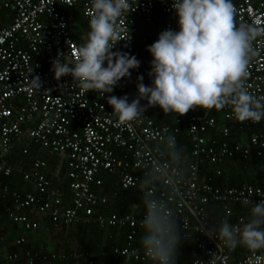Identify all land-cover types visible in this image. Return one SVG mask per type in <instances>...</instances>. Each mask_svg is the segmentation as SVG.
<instances>
[{
	"label": "built area",
	"instance_id": "2783aa9c",
	"mask_svg": "<svg viewBox=\"0 0 264 264\" xmlns=\"http://www.w3.org/2000/svg\"><path fill=\"white\" fill-rule=\"evenodd\" d=\"M172 2L128 0L129 13L119 19L123 31L113 51L135 56L134 42L140 24L157 25L158 30L150 34L155 41L166 29L178 31ZM58 5L67 9L78 6L87 20L92 13L90 0H0V157L16 147L21 155H26L23 143L28 142L38 146L46 155L62 159L69 204L64 206L63 193L50 187L43 172L45 161L35 158L30 172L20 175L23 184L19 189H10L0 182L1 196L8 195L11 200V208L5 211L6 219L23 231H34L39 228V220L43 217H47L55 228L88 223L94 218L99 228L130 229L125 236L130 243L135 229L141 227L143 213L139 217L130 213H97V208L103 207L106 199L96 196L94 188L100 186L103 174H115L117 187L122 191L135 188L145 179L149 182L144 193L154 195L173 208L184 236L189 239V258L185 264L207 261L210 253L216 250L217 242L199 233V219L214 224L222 220L233 225L243 224L247 220L243 216L232 217L230 205H243L244 198L254 202L264 200V186L214 187L209 178H198V165H218L234 155L246 160L255 156L261 161L260 168L264 172V131L248 134L245 141L230 143L227 137L232 128L242 135L245 129L256 124L237 121L230 107L218 110L217 120L197 114L196 109L184 116H175L174 124L185 118L184 131L192 159L183 171L181 164L184 161H169L159 147L160 144L165 146L164 136L170 133L176 136V127L155 124L148 110L144 118L120 122L107 103L108 95H127L129 102L137 96L136 75L142 70L141 63L138 69L131 71L130 78L120 81L119 89L115 87L111 94L104 96L100 92L83 90L70 76L62 77L60 81L54 78L52 61L58 53L62 59L74 60L76 49L86 42L70 38L66 17L58 10ZM233 5L237 24L264 28V0H235ZM2 11L10 16L6 17ZM129 37L130 41L127 40ZM253 46L258 54L250 61L246 86L252 95L264 98V37H258ZM33 76H39L43 82L40 91L29 87ZM143 83L151 85L149 75L143 77ZM214 128L223 138L219 142L207 136ZM11 175V167L0 161V179ZM215 175H219L218 170ZM174 185H181L178 203L173 199ZM207 207L215 208L214 217H208ZM23 242V236L13 239L14 246ZM138 249L126 245L114 247L111 252L133 262L148 264ZM243 249L235 260L231 258L234 251L225 249L223 264H250L251 254ZM53 258L54 255L47 257L38 251L24 254L25 264ZM17 259L16 252L0 253V262Z\"/></svg>",
	"mask_w": 264,
	"mask_h": 264
},
{
	"label": "clouds",
	"instance_id": "9594fccd",
	"mask_svg": "<svg viewBox=\"0 0 264 264\" xmlns=\"http://www.w3.org/2000/svg\"><path fill=\"white\" fill-rule=\"evenodd\" d=\"M90 7L86 42L76 49L74 60L62 59L58 53L51 71L57 81L70 76L83 90L104 96L111 94L122 79L130 78L141 62L128 53L113 51L123 31L119 19L129 13L128 0H90ZM171 7L179 30L162 31L146 49L152 56L148 73L151 85H145L143 76H137V96L131 102L127 95L107 96L118 120L144 118L151 107L176 116L196 108L230 107L241 123L264 119V98L252 95L246 86L250 61L258 54L253 44L264 37V28L237 24L232 0H173ZM29 87L40 91L43 82L33 76ZM164 140L177 161L187 160L186 149L174 134L164 136ZM181 185H174L176 203ZM242 204L250 209L243 224L233 225L227 220L214 224L199 219V233L217 242L216 250L201 264H223V251L238 247L249 251L250 264H264V200L244 198ZM142 207L138 251L148 264H176L185 236L173 208L150 193H142Z\"/></svg>",
	"mask_w": 264,
	"mask_h": 264
},
{
	"label": "trees",
	"instance_id": "16d2710c",
	"mask_svg": "<svg viewBox=\"0 0 264 264\" xmlns=\"http://www.w3.org/2000/svg\"><path fill=\"white\" fill-rule=\"evenodd\" d=\"M60 10V9H59ZM61 11V10H60ZM62 12V11H61ZM74 21L75 23L79 24L78 22H81L82 25L88 26L86 29L89 31V20L81 16H74L72 15L70 20ZM69 22V21H68ZM141 34V33H140ZM138 34V36L135 37L134 42V50L136 52L135 57L137 59L141 60V72L136 75L137 76H148V73L150 72V64L152 61V56H149V52L146 50L149 45L155 42L152 36H150V32H147L146 34ZM71 39L75 40L73 36L70 37ZM76 41V40H75ZM119 84L116 86L117 89H119ZM145 105L147 104L146 101H141ZM158 110L157 114L155 110ZM148 112L151 114L152 120L157 125H169L172 127H176L178 129V133L176 134V139L180 145H183L186 149V159H182L184 161L181 166H183V171H185L186 164L188 162H191L192 159L189 157V142L187 140V137L185 136L184 126H185V118L183 117V120L179 121L178 124H174V118L175 114H167L165 115L163 111L159 107H151L147 109ZM196 113L199 115H207L211 116L214 119L217 120L219 111L218 109H200L196 108ZM161 121V122H160ZM262 122L256 123L253 127L250 129H245L244 133L240 135L239 141H245L247 138V135L256 132V131H264V119L261 120ZM262 123V124H261ZM233 130V129H231ZM230 130V131H231ZM235 130V129H234ZM219 135V134H218ZM215 141L219 142L221 140V135L214 136ZM238 136H234L233 132L231 131L227 137V140L230 142H235L237 140ZM230 142V143H231ZM24 147L27 149L26 155H21L20 151L18 149H14V151L10 152L8 155H5L3 157H0V161H3L6 165L10 166L12 169V175L9 178H2L0 179V182L7 184L10 189L16 188L19 189L20 186H22L23 182H21L20 175L25 172H30L31 170V163L33 161V152L38 146L32 144V143H23ZM39 151L41 153H45L43 150ZM16 154L13 156V154ZM164 153L166 158L171 162H176V159L170 154V151L168 148L164 149ZM45 155V156H44ZM43 155V159L45 163L47 162L49 164L50 159H56L61 160L56 156H48L46 154ZM48 159V161H46ZM15 160V161H14ZM25 161L24 165L16 166V161ZM181 161V162H182ZM12 163H15V166H12ZM47 166V165H46ZM261 161L256 158L255 156L250 157L249 160H246L239 155H234L232 158L224 161L221 164L218 165H210L207 163H201L198 165V178L202 180L210 179V184L214 187H238L243 184H249L253 186H264V172L260 168ZM219 172V175H215V171ZM19 172V173H18ZM44 174L46 179L49 181L50 187L57 188L63 193V205L67 206L69 204V195L67 191V180L65 178V170L63 163H61V170L58 172L57 175L51 176L46 172V168L44 169ZM103 183L101 186V189L95 190L94 193L96 196L101 197L103 194H115L117 198L120 197L122 201H127L133 204H138V207L141 208L138 212H135L133 215L134 217H139L143 213V207H142V193H144V187L149 182L145 179L141 180L139 185H137L135 188L128 189V190H119L117 187V183L115 182L114 176H110L108 174L102 175ZM26 188L29 189V186H26ZM116 191V192H115ZM119 191V193H118ZM101 193L102 195L99 196ZM103 197V196H102ZM106 199V197H105ZM113 201H111L109 204L106 203L103 207L97 208V213H101L103 215H106L110 213L112 210L110 205ZM11 208V200L7 196H1L0 194V220L4 221L5 225L12 226L11 228L19 230L20 235L24 237V242L20 244L19 246L13 245V240H11L8 243L10 244L9 250L11 252H16L18 254V259L12 262H3L1 261L0 264H22L24 261V254L25 252H33L38 251L41 255H45L48 257V255H54L53 259H49L47 261H41V260H34L32 264H87L88 261H91L92 264H146V263H140V262H133L128 257H122V256H115L112 254V248L114 247H124L126 245H132L136 248H139V240L141 237V227L135 229V234L132 239V241L129 243L126 241L125 236L129 232L130 229H127L126 227H120V228H99L97 227L96 223L94 222V218L88 223H77L72 224L68 226H57L55 228L53 224L49 221L47 217L43 218L45 220L44 225L48 229L45 233V235L50 234L49 230L54 231V238L56 237V243H54L50 249H45V247L41 248H30L26 243V238L29 233L35 232L34 231H23L14 224H11L6 219L5 211L6 209ZM126 206L124 209L120 211H115V213H121L123 214L126 212ZM230 209L232 212V217L242 215L249 218L250 209L248 207H245L243 205H230ZM207 210H209V207H207ZM186 214H188L186 212ZM119 215V214H118ZM189 215V214H188ZM94 217V216H92ZM42 219V218H41ZM39 220V222L41 221ZM3 229V228H2ZM5 229H7L5 227ZM27 234V235H26ZM56 234V235H55ZM44 235V240H45ZM50 236V235H48ZM49 237H47L48 239ZM11 239V238H9ZM0 242H6L4 241V233L2 230H0ZM44 242V241H43ZM73 244V250L69 247V244ZM189 244V239L184 238L181 242L180 250L183 249V247ZM179 250V252H180ZM242 251V247H238L232 254V259L239 255ZM186 254L178 255L176 264H185L186 261L189 258L188 255V249L186 251Z\"/></svg>",
	"mask_w": 264,
	"mask_h": 264
},
{
	"label": "crops",
	"instance_id": "0c3cea01",
	"mask_svg": "<svg viewBox=\"0 0 264 264\" xmlns=\"http://www.w3.org/2000/svg\"><path fill=\"white\" fill-rule=\"evenodd\" d=\"M234 2H235V0H232V3H234ZM57 8H58V10L60 9L62 12L60 10L59 11L61 13H63L65 15V17H66V20H67V23H68V30H69L70 36H73V38L76 40V42H84V41H86L87 34H88V29H86V27L88 28V26L82 25L81 22H78L79 24H77L74 21H72V19L70 20V18H71L72 15H74L76 17L82 15L81 14V11H80V8L78 6H76V7L72 8V9H67V8H65V7H63L61 5H58ZM2 13L6 17H9L10 16V14L8 12L6 13V12H3L2 11ZM157 30H158V27L155 24L152 25V26L145 25V24H140L139 25V34L140 33L141 34H146L147 32H150V33L153 34ZM149 56H151V54H149ZM119 84H121V83L119 82ZM155 112L157 114L158 110L156 109ZM218 118H219V114H218L217 119ZM260 122H262V121H260ZM231 127H233V126L231 125ZM231 131L233 132L234 136H238V138H237V140L235 142L239 141L241 134L238 131H235L234 129L231 130ZM218 134L220 135L218 129L217 128H214L212 131H210V132L207 133V136L215 139L214 136H216V135L219 136ZM222 139L223 138L221 137V140ZM231 141L232 140H230V142ZM159 147L164 152L165 146L163 144H160ZM44 154H46V153H41L39 151V148H36L34 150V152H33V158L34 159L35 158H39V159H42L44 161V159H43V155ZM46 161H48V159ZM61 163H63V161L56 160V159H50L49 164L46 162V165H47L46 166V172L49 175H51V176L57 175L58 172L61 170ZM12 166H15V163H12ZM63 166H64V164H63ZM114 175H112V176H114ZM115 176H114V179H115V182L117 183V179H116L117 177H115ZM100 178H101V184H100L99 187H95L94 188L95 190L101 189V186H102V183H103L102 175H101ZM118 193H119V191H118ZM98 194H100L99 196L102 195L101 193H98ZM102 196L103 197H106L108 204L111 201H113L111 203V205H110V207H111L110 210H112L111 212H114L115 213V211H120V210H122V208L124 209L125 206L127 208H126V212H124V213H130V214H133L134 215L135 212H138L139 210H141V208L138 207V204H133V203H130V202H127V201H122L120 199V197L117 198L116 195L113 194V193L112 194H107V195L106 194H103ZM210 209L207 210V211H208V217L211 218V217H214V215H216L215 214L216 210H215V208H212L211 210ZM117 214H121V213H117ZM239 216H242V215H239ZM43 218H45V217H43ZM43 218L39 222V228L35 232L29 233L28 236L25 237L26 238V242H27L26 244L28 246H30V248H34V247L35 248H38V247H41V248L43 247L44 248L45 247V249H50L51 246L54 243H56V241H57L56 240V237L54 238V236H53L54 231L49 230L50 234L45 235V233H46V231L48 229L44 225L45 220ZM244 219L245 220H248L246 217H244ZM5 227L7 229H5ZM11 227L12 226H10V225H5L4 221L0 220V230H2V232L4 233V241L6 240V242H4V243L3 242H0V253H9V252H11V250H9L10 244L12 242L11 240H13L15 237H17V236L20 235V232H19V230H17V228L16 229H13ZM44 235H45V240H44ZM48 235H50V236H48ZM47 237H49V238L47 239ZM9 238H11V239H9ZM7 240L10 241V244L8 243L9 241H7ZM72 247H73V244L70 243L68 248H71L73 250ZM187 249H188V244L186 246V249H185V246H184L183 249L180 250L179 255L186 254L187 253L186 252ZM243 251H244V249L242 247L241 253L239 255L235 256L232 260L238 259L241 256V254H242ZM3 262H5V261H3ZM22 264H24V262Z\"/></svg>",
	"mask_w": 264,
	"mask_h": 264
},
{
	"label": "rangeland",
	"instance_id": "374dc122",
	"mask_svg": "<svg viewBox=\"0 0 264 264\" xmlns=\"http://www.w3.org/2000/svg\"><path fill=\"white\" fill-rule=\"evenodd\" d=\"M14 149H18V148L16 147V148H14ZM14 149H13L12 151H14ZM18 150H19V149H18ZM12 151H11V152H12ZM15 155H16V154L14 153L13 156H15ZM14 161H15V160H14ZM16 163H17L16 166H21V165H24V164H25V161H23V160L20 161V160H19L18 162L16 161Z\"/></svg>",
	"mask_w": 264,
	"mask_h": 264
}]
</instances>
